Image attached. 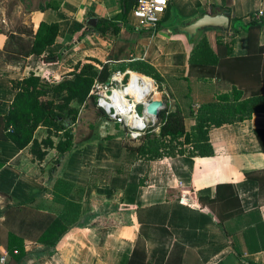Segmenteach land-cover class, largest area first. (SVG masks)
<instances>
[{"label":"crops","instance_id":"0c3cea01","mask_svg":"<svg viewBox=\"0 0 264 264\" xmlns=\"http://www.w3.org/2000/svg\"><path fill=\"white\" fill-rule=\"evenodd\" d=\"M170 1L164 23L175 13L192 19L210 7L229 10L231 16H213L224 15L230 20L229 31H219V40L232 42V57L248 54L244 26L256 14L264 18L263 0ZM58 2L57 10L31 11L21 2H9L0 9L1 116L9 114L16 96L12 81L35 73L58 83L87 59L108 64L113 72L123 68L130 71L129 65L143 61L164 77L184 78L189 74V53L182 38L164 31L139 36L129 29L143 28L128 16L119 21L122 30L118 34L97 30L123 13L122 0ZM92 18L98 20L96 27L88 25ZM41 23L59 25L57 40L42 56L29 55ZM259 44L264 46V25ZM73 49L83 59L76 62ZM59 54L58 60H46ZM132 75L140 77L135 72ZM146 79L154 85L153 80ZM259 97L264 99V93ZM196 124V119L185 120L188 132ZM157 127L155 136L160 134ZM257 130H264L262 111L250 119L213 129L211 157L138 160L128 155L125 143L139 145L140 139H132L88 102L72 128L76 147L60 164L56 161L61 154L55 148L42 146L47 155L43 161H36L30 147L20 150L13 142L0 140V253L9 259L4 245L7 235L2 232L7 206L20 205L59 218L67 210L66 203L72 201L80 203L81 211L67 222L65 234L51 239L50 244L38 242L37 235L25 238L26 257L19 264H264V230L258 225L264 222L260 181L247 176L264 171ZM48 136L46 127L35 133L39 143ZM62 137L63 133L53 136L55 147ZM58 179L70 186L63 187L56 198L53 190ZM222 185L235 186L244 212L241 216L235 218L218 203V187ZM182 189L188 192L185 200L178 198ZM194 196L209 198L210 203H197ZM256 209L261 219L249 215Z\"/></svg>","mask_w":264,"mask_h":264},{"label":"trees","instance_id":"16d2710c","mask_svg":"<svg viewBox=\"0 0 264 264\" xmlns=\"http://www.w3.org/2000/svg\"><path fill=\"white\" fill-rule=\"evenodd\" d=\"M49 1L32 0L29 10H57L60 0L54 3L50 1L51 4ZM122 4L123 13L114 21L97 26L98 31L118 34L122 30L119 21L128 16L135 1L122 0ZM221 13L231 16L229 10L223 7H210L192 19H185L175 13L169 22L161 23L156 28L129 29L139 36L164 31L172 37L182 38L189 53V74L184 78L164 77L153 65L143 61L129 65L130 71L155 82L158 91L164 93L166 103L158 121V136L152 132L155 126H151L140 138L139 145L125 143V149L131 157L145 161L183 155L211 157L214 151L210 132L213 129L250 119L259 111L264 112V99L259 97L264 93V46L259 44L264 18L254 15L252 21L244 26L248 33V54L232 57V42L224 43L219 40V31L225 34L229 31L228 28L197 24L204 18ZM59 29L58 24L41 23L28 54L42 56L56 42ZM60 57V54L53 55L46 60L52 62ZM112 74L108 64L87 59L58 83H51L35 73H30L22 81H12L16 96L9 114L0 115V140L11 141L20 150L30 147L36 161H43L47 155L42 146L55 148L61 154V158L56 161V164H60L62 158L76 147L72 128L78 120L80 109L88 102L94 103L95 97L91 95V91L95 83H108ZM188 118L196 119L197 122L191 132L185 126ZM40 127L49 129V137L42 143L35 138ZM60 133H63V137L55 147L52 138L58 137ZM256 133L264 152V130H257ZM247 176L260 181L259 194L264 202V171H254ZM66 186H70V183L58 179L54 185V196L59 197L62 188ZM218 188L217 201L223 210L229 214L234 213L235 218L241 216L244 212L235 186L222 185ZM178 193L181 200H185L188 195L187 190L183 189ZM193 200L204 205L210 203L209 198L194 196ZM66 209L58 218L20 205L7 206L3 212L6 219L2 232L7 235L4 245L9 254L8 264H19L26 257L25 238L37 235L38 242L47 244L52 243L51 239H60L68 230L67 222L80 214L81 205L68 201ZM259 214V209H256L249 215H258L260 218ZM258 225L264 230L262 220ZM0 244H3L2 241Z\"/></svg>","mask_w":264,"mask_h":264},{"label":"built area","instance_id":"2783aa9c","mask_svg":"<svg viewBox=\"0 0 264 264\" xmlns=\"http://www.w3.org/2000/svg\"><path fill=\"white\" fill-rule=\"evenodd\" d=\"M133 1L135 6L130 10L128 18H133L137 26L143 29L156 28L164 23L171 6L170 0ZM256 16L261 17L259 14ZM131 74V71L113 72L108 83H95L91 95L95 97L97 108L105 114L109 122L125 129L132 139L139 140L151 126L157 127V119L147 113L148 105L154 100L151 95L156 92L153 87L140 96L137 88H130ZM152 132L156 133V128ZM0 264H8L7 254L0 253Z\"/></svg>","mask_w":264,"mask_h":264},{"label":"water","instance_id":"95a60500","mask_svg":"<svg viewBox=\"0 0 264 264\" xmlns=\"http://www.w3.org/2000/svg\"><path fill=\"white\" fill-rule=\"evenodd\" d=\"M230 20L224 15L220 16H212L208 18H204L201 22L197 23L200 26H218V27H229ZM98 24V20L92 18L88 21V25L96 27ZM166 108L165 101L163 99H154L147 107V113L149 116L157 119V123L160 120V116L163 110Z\"/></svg>","mask_w":264,"mask_h":264},{"label":"rangeland","instance_id":"374dc122","mask_svg":"<svg viewBox=\"0 0 264 264\" xmlns=\"http://www.w3.org/2000/svg\"><path fill=\"white\" fill-rule=\"evenodd\" d=\"M51 2H55V1H58V0H50ZM49 1V3L51 4V2ZM17 3V2H21L23 5H24V7L27 9V10H29V7L31 6V4H32V0H0V9L3 7V6H6L8 3ZM81 37V36H80ZM79 37V38H80ZM78 40V39H77ZM73 46H75V44H73L72 46H69V48L71 49V48H73ZM75 52V61L76 62H78V60L79 59H83L82 58V54L81 53H79V52H77V50H75V49H73V53ZM78 53V54H77ZM86 62V61H85ZM76 68V67H75ZM49 82H51V83H55V82H52V81H49ZM57 83V82H56ZM153 87H155V92L156 93H152V95H151V98H154L155 96H157L156 94H158V97H159V99H163L164 100V93H162V92H159L158 91V89H157V86H156V84H155V82H154V86H152V89H153ZM94 106H96V102L94 101ZM49 137V136H48ZM54 137H56V136H54Z\"/></svg>","mask_w":264,"mask_h":264},{"label":"bare ground","instance_id":"6f19581e","mask_svg":"<svg viewBox=\"0 0 264 264\" xmlns=\"http://www.w3.org/2000/svg\"><path fill=\"white\" fill-rule=\"evenodd\" d=\"M132 76V81L130 84V88L133 89H138V94L141 96V93H145L146 91H150L152 90V82L149 81L146 78L143 77H136V76ZM157 96H155L154 98L158 97V94H156Z\"/></svg>","mask_w":264,"mask_h":264}]
</instances>
